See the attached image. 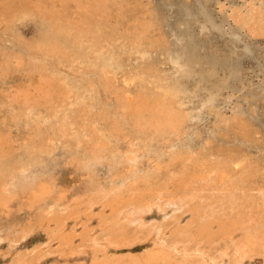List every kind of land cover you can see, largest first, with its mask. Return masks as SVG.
<instances>
[{
  "label": "bare ground",
  "instance_id": "obj_1",
  "mask_svg": "<svg viewBox=\"0 0 264 264\" xmlns=\"http://www.w3.org/2000/svg\"><path fill=\"white\" fill-rule=\"evenodd\" d=\"M151 15L143 0H0V111L6 105L11 127L35 130L18 144L11 127L0 132V241L12 253L49 223L46 246L6 264L59 251L89 254L82 264H264V180L249 166L238 172L232 154L212 150L207 141L218 124L200 136L192 131L189 103L206 91L205 102L216 107L224 65L187 46L164 50ZM233 16L252 35L264 34V6ZM30 19L36 31L26 40L20 25ZM227 69L234 77L236 67ZM18 77L26 83L5 88ZM216 120L232 123L220 111ZM233 127L249 132L246 119ZM58 147L74 165L70 181L49 169ZM16 202L37 221L7 212ZM153 212L175 225L148 221ZM185 212L192 216L183 223ZM83 213L98 224L80 238L65 233L67 219Z\"/></svg>",
  "mask_w": 264,
  "mask_h": 264
},
{
  "label": "rangeland",
  "instance_id": "obj_2",
  "mask_svg": "<svg viewBox=\"0 0 264 264\" xmlns=\"http://www.w3.org/2000/svg\"><path fill=\"white\" fill-rule=\"evenodd\" d=\"M150 1L143 0V4L148 13L152 14L151 16L155 19L154 22L157 25L155 27L156 31H153V35L159 39L161 37L160 40L163 41L165 46H163L164 50L170 51L171 54H177L181 48L187 46L191 51L198 53L204 59L218 61L220 65H224L222 66L223 70L219 72L220 90L217 97L218 100L213 101L216 107L212 110L210 106L212 103L205 102L206 91L198 92L199 95L192 98L191 103H189L190 108L192 110L195 109V117L197 118L196 125L192 129V131L194 130L193 133L196 136H200V134L207 133L209 129L212 130L218 124L220 126L219 134L215 137H209L207 141L210 143L209 145L212 150L218 151L217 149H221L230 155L232 154L235 157V161L239 162L236 167L238 172H241L242 168H244L243 166H246L243 170H247L249 166L256 171V178L264 180V34L252 35L248 29L241 28L235 22L233 16L239 10L247 12L250 8L263 7L264 0ZM22 24L20 27L24 38L26 40L33 39L36 31L35 22L30 19L24 21ZM5 38L6 36L0 33L1 43L4 44L3 39ZM228 66L236 67L237 72L234 77L230 76L227 69ZM204 68L206 69L208 66L205 65ZM237 76L239 77L237 78ZM23 82L26 83V80L23 77H18L13 79L5 88L12 89ZM0 90L1 93L3 88H0ZM193 90L194 88H191V91ZM252 94H257V96L253 97ZM1 97L0 95V100L3 101ZM1 101L0 104H2ZM4 106H2L4 110L0 111V132H3L1 135L6 136L11 126L7 121H4L5 116H7L5 112L6 105ZM219 111L229 118L232 123L237 122V119H246L249 125V132L247 134L241 133L234 127L232 128V123L230 126L218 123L216 113ZM10 129L12 136L10 140L13 143L27 141L33 137L35 131L34 129H29L24 124H19ZM58 148L59 150L61 149V147ZM56 152H58V149L52 157L50 156L51 158H48L49 169L59 181H70L75 176L74 165L66 162L69 159V155L67 153L65 155L63 148L62 151ZM237 157L238 160L240 158L239 161ZM61 162L63 163L61 164ZM8 209L11 210L7 212L12 213L14 216H19L26 223L37 221L34 211L21 209L17 202ZM99 209L100 207L97 206L95 211H99ZM106 211L109 213L110 208L107 207ZM187 213L185 212V214L181 215L183 223H186L192 216L191 212ZM82 216V218L78 219L69 217L65 226V233L77 235L76 238H80L82 233L88 232L91 227H95L98 224L97 216L90 220L84 213ZM147 220L150 222L163 220L162 222L169 225V227L175 225L174 218H164L156 212L148 214ZM3 222V214L0 211V229L2 230L4 228ZM44 223V226H40L39 229L19 240L12 253L8 252L10 249L8 240L0 241V264L10 263L12 258L17 256L18 253H25L36 247L46 246L47 235L44 229H46L49 223L48 221H44ZM50 224V228L55 229L57 227V223L54 221L50 222ZM215 227H217V223ZM132 229L133 227H130L129 231ZM59 242L56 239L53 242V247L58 248ZM30 254L32 255V253ZM61 254L62 251L56 252L40 262L31 258L30 255L24 264L63 263L67 260L71 261L72 264H82L89 261V257L87 256L89 254L74 255L70 258Z\"/></svg>",
  "mask_w": 264,
  "mask_h": 264
}]
</instances>
